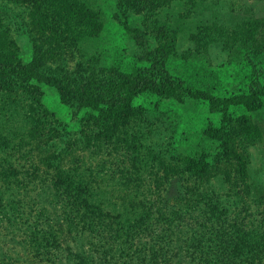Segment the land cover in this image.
Instances as JSON below:
<instances>
[{
  "label": "trees",
  "instance_id": "trees-1",
  "mask_svg": "<svg viewBox=\"0 0 264 264\" xmlns=\"http://www.w3.org/2000/svg\"><path fill=\"white\" fill-rule=\"evenodd\" d=\"M55 1L0 0V16L20 20L18 30L32 52L31 60L25 64L14 57L0 56L1 120H9L6 129L11 131L14 123L19 127L13 130L26 131L21 135L34 140L25 154L15 151L31 159H35V151L46 155L38 161L45 168L50 166L49 160L58 161L61 155L72 154L78 147L84 153H91L87 165L90 169L62 173L44 169L49 178H40L39 192L47 193L55 211L58 208L62 211L67 227L76 221L89 227L93 238L97 239L94 252L109 264H181L182 259L186 264H264V206L253 207L263 209L258 215L255 211H246L251 205H240L235 199L239 194H249L244 182L245 153L246 147L256 139L257 128L246 118L233 120L229 113L232 107H244L250 112L260 110L264 85L249 94L220 97L192 89L181 79L169 75L166 72L168 58L178 55L177 35L169 28L167 15L173 7L172 0H114L118 10L114 18L130 33L142 56L141 62L148 63V67L124 73L117 68L102 67L94 56L86 61L77 60L69 78L59 79L49 73L47 65L61 51L58 38L69 40L72 47L75 43L67 33L69 28H59L60 24L66 26L68 20L63 21L62 7ZM61 1L73 15L75 8L85 20L91 15V21L89 17V23L85 24L88 28L91 25L90 32L97 34L98 19L84 13L79 0ZM177 1L180 4V0ZM182 1L189 17L187 11L192 2ZM171 15L173 19V13ZM131 16L140 19L138 26L131 27ZM79 20L77 22L81 23L82 19ZM79 28L74 26L72 31L77 32ZM198 34L190 33L188 39L204 38L200 30ZM43 85L54 87L60 102L75 109L73 116L83 129L63 151L49 144L52 137L46 135L51 130L53 134L62 133L63 127L50 121V113L39 102ZM18 90L31 99L28 107L6 99ZM143 95L175 103H182L186 98L205 101L211 112H220L221 128L213 135L217 152L206 158L176 152L171 111L157 105L151 110L136 106L135 99ZM81 110L85 113L77 118ZM204 134L212 138L208 130H204ZM112 152L115 159H127L130 169L134 168L130 175L121 165L115 164L112 168L109 163L110 173H119L128 186L136 181L129 190L124 186L136 202L132 207L135 213L126 217L116 213L112 206L108 207L105 198L95 196L90 182L87 184L88 173L106 167L104 157L108 158ZM13 155L5 152L0 156V226L19 230V235L25 233L21 238L37 252L36 256H46V263L56 264L59 258L51 249L57 246L56 236L61 231L62 221L46 216L44 208L33 214L31 206L23 203L25 198H33L29 195L31 190H27L31 185L27 181L20 187L22 180L18 179L19 172L13 166ZM228 160L235 162V177L229 182L223 179L219 183L210 182L222 176L221 169ZM137 164L150 170L139 173L135 168ZM157 170H161L162 176L155 175ZM34 176L40 177L39 174ZM110 179H115L114 175ZM261 196L264 199V193Z\"/></svg>",
  "mask_w": 264,
  "mask_h": 264
},
{
  "label": "rangeland",
  "instance_id": "rangeland-1",
  "mask_svg": "<svg viewBox=\"0 0 264 264\" xmlns=\"http://www.w3.org/2000/svg\"><path fill=\"white\" fill-rule=\"evenodd\" d=\"M79 1L82 3L81 7L84 9V13H90L98 19L100 30L97 34L90 32L92 26L90 25L88 28L86 24L89 23L87 19L91 15L87 16L85 20L76 8L74 9L76 14L73 15V11L71 10L70 13L68 7L63 5L61 0H56L54 3L62 7L63 21L68 20L66 26L60 24L59 28L70 29L67 33L69 37L73 38L75 47L71 46L69 40L58 38L57 43L61 46V51L47 63L50 74L57 75L59 79H67L70 76V71L75 68L77 60L91 59L94 56L97 57L94 60L102 67L117 68L124 73H133L139 68L149 66L148 63L141 62L142 56L130 33L114 18L118 11L114 0ZM191 2V8L187 11L189 17H186L185 1L180 0V4L177 0L170 2L175 10H172V7L168 11L170 14L167 13V15L170 20L169 28L177 35L175 49L178 55L168 58L166 72L181 79L192 89L210 92L220 97L249 94L257 86L264 85V0H191ZM68 3L70 4V2ZM172 13L173 19H170ZM179 14H181V18H178ZM4 17L0 16L4 26L0 28V56L7 55L14 57L16 61L28 63L31 60L32 52L24 35L18 30L20 20L15 18L8 20ZM69 19L71 20L69 21ZM79 19H82L81 23L77 22V20L80 21ZM130 19H132L131 27L139 25L138 17L131 16ZM89 20L91 21V17ZM84 25H86L85 28ZM74 26L82 28L83 33L80 28L77 32L72 31ZM199 30L201 37L204 38H200L199 41L188 39L190 33L199 35ZM163 33L164 31L161 32V34ZM207 36L209 38H206ZM41 90L42 96L39 102L50 113V121L63 127L62 133L55 132V134L47 128L49 132L46 135L52 137L49 144H54L58 151H63L67 148L66 144L73 143L81 135L82 126L76 122L73 116L75 109L60 102L54 87L43 85ZM6 99L24 107H28L31 103V99L21 90L13 91L7 95ZM134 104L149 110L157 105L156 107L162 110L171 111L169 116L174 122L173 148L176 152L191 157L205 156V158L217 152V144L213 135L221 128L222 116L220 112H211L205 101L186 98L182 103H175L160 101L151 95H143L136 98ZM84 113L85 111L81 110L76 117H82ZM229 113L233 120L241 117L246 118L257 128L256 139H253L254 143L246 147L245 153L246 176L244 182L248 185L249 194H239L240 196L235 199L240 205L246 203L251 205L252 208L247 209V212L255 211L259 215V211H263V209L253 207L264 206V199L261 196V193H264V102L262 108L255 112H250L244 107H232ZM6 119L1 120L0 117V154L3 152L15 154L12 156V160L14 168L19 172L18 179L22 180L20 187L30 181L31 186L27 190H31V192L34 190L29 195H32L35 200L25 198L23 203H27L28 207L31 206L33 214L44 208L46 216H53L57 222L62 221L60 222L63 224L61 231H58L56 236L57 246L51 249L52 253L59 258L56 264H109L94 252V244L97 239L93 238L89 227L82 223L77 224V221H74V225L67 227L62 219V211L59 208L55 211L51 198L47 193H40L39 185H37V183L41 184L39 180L42 176L49 178L44 174V169L59 170L62 173L89 168L87 165H89L90 151L84 153L77 146V150L72 154H63L58 161L49 160L50 166L45 168L38 161L46 155H39L35 151V159H31L18 154V151L20 154L23 152L25 154L27 150L30 151L34 140L31 136L21 135L26 131L13 130L14 127H19L14 123L10 127L11 131L6 129V123L9 121ZM204 130L211 132L212 138L205 136ZM120 153L122 155L123 151ZM142 153L144 154L143 151ZM104 160L106 167H103L102 170L93 169L91 173H88L87 184L90 182V190H93L95 196L105 198L108 207L112 206L111 209L121 216L133 215L135 212L132 207L136 202L131 199L126 188L129 190V187L132 184L135 185L136 181L131 182L128 186L127 181H122L123 177L119 173H110L109 169H112L113 165L119 164L132 175L134 168L130 169L131 164L127 159L123 161L115 159L113 152L109 153L108 158L104 157ZM109 163L112 168L109 167ZM135 168L139 173L150 170V168L144 170L141 164H137ZM236 169L235 162L228 160L221 169L222 176H218L217 181L214 178L210 182L219 183L222 179L224 182H229L235 177ZM34 174H39L40 177L35 178ZM161 174H163L161 170H157L155 173L157 176H162ZM111 175H114L115 179H110ZM22 190L24 191V189ZM10 229L12 228L0 226L1 263L48 264L45 261L46 256H36L37 252L31 248L32 246L30 247L22 240L19 230ZM25 236L24 233L22 237ZM181 264H186V261L182 259Z\"/></svg>",
  "mask_w": 264,
  "mask_h": 264
}]
</instances>
